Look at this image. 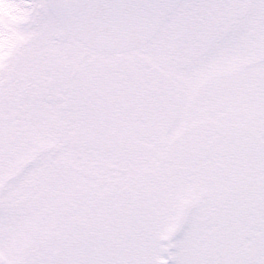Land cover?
Masks as SVG:
<instances>
[{
	"label": "snow or ice",
	"instance_id": "6c2138e0",
	"mask_svg": "<svg viewBox=\"0 0 264 264\" xmlns=\"http://www.w3.org/2000/svg\"><path fill=\"white\" fill-rule=\"evenodd\" d=\"M0 264H264V0H0Z\"/></svg>",
	"mask_w": 264,
	"mask_h": 264
}]
</instances>
